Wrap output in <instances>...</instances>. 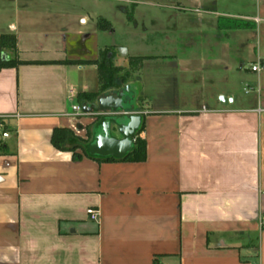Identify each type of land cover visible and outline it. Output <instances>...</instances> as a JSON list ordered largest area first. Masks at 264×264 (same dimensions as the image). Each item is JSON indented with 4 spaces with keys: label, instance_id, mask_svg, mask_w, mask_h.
Wrapping results in <instances>:
<instances>
[{
    "label": "crops",
    "instance_id": "obj_1",
    "mask_svg": "<svg viewBox=\"0 0 264 264\" xmlns=\"http://www.w3.org/2000/svg\"><path fill=\"white\" fill-rule=\"evenodd\" d=\"M95 1L0 0V36L16 38V52L3 54L22 62L0 69V134H8L0 136V264H264V73L246 64L243 95L226 100L213 81L222 42L213 58L194 41H162L137 55L108 42L109 18L83 5ZM132 2L131 10L142 4L170 20L159 36L222 34L231 30L222 22L249 20L250 30H233L253 32L251 60L264 61V0ZM105 47L114 48L123 73L131 74L130 58H143L137 75L124 89L79 100L98 92L96 67L67 61H95ZM183 49L191 53L172 52ZM130 84L137 102L126 95L117 114L143 119L144 162L91 159L52 145L54 129L92 144L112 113L100 106ZM75 104L82 114H73ZM88 208L98 212L96 222Z\"/></svg>",
    "mask_w": 264,
    "mask_h": 264
},
{
    "label": "rangeland",
    "instance_id": "obj_2",
    "mask_svg": "<svg viewBox=\"0 0 264 264\" xmlns=\"http://www.w3.org/2000/svg\"><path fill=\"white\" fill-rule=\"evenodd\" d=\"M114 1H123V2H113V1H95V2H88L87 4L84 3V7L89 12L94 13L95 15H102L109 18L113 25V32L108 36V42H112L115 45H121L130 47L134 50V52L138 54H144L149 52V48L152 47L154 50L155 44H161L162 41L164 42H197V43H204L207 45V50L198 51L199 53H205L210 57L218 56L217 53L219 52L218 42L221 43V50H222V66L221 68H217L216 71L213 69L214 82H216L217 88L221 89L224 95L227 94H234L235 96L243 95V89H246V81L251 79L250 76L246 75L245 65L251 64L255 61L251 60V52H253V40H254V33L251 31H238L233 30V26L239 27L238 29H247L250 30L251 23L249 20L246 19H231L230 22H222L221 25L229 28L231 30H223L222 34L216 33H205V34H198L195 33L194 35L189 34H180V35H170V34H163L159 36V32L161 30L165 31V28L171 25V22L168 18H165L162 13L156 10V8H151L147 6H143L142 4L137 5L134 7V10L126 4L128 2L130 6L133 5V0H114ZM39 3V2H37ZM157 6H166L168 8H174V10L182 11L186 13L185 9L178 8V5L174 4H158ZM178 8V9H177ZM73 9L76 11L78 10V5H74ZM208 25V24H207ZM168 37V39H166ZM102 39H106V36H103ZM155 51V50H154ZM175 53H191V50L183 49L172 51ZM197 52V51H196ZM141 63V62H140ZM134 63V67L131 69L129 68L131 74L129 78L123 81L125 78L123 71L117 73L116 75V83L119 85V89H124V86H127V83L134 80L136 77L139 64ZM159 68V67H158ZM151 71V70H150ZM153 73V72H151ZM154 76V74H152ZM151 76V75H150ZM154 80V79H153ZM152 78H150L151 84H153ZM199 79H197L198 82ZM181 76L177 73L173 74V84L178 85L180 84ZM214 88H216L214 86ZM116 90H109L104 94L113 93ZM170 93L173 91L170 90ZM103 94V95H104ZM102 95V96H103ZM127 96L132 97V103L137 102L138 92L135 90L134 84H130V90L126 93ZM180 101H194L196 103L199 101V98H192V97H179ZM223 99V100H224ZM140 100V99H138ZM147 102L149 100H153L152 97H147ZM140 104V103H139Z\"/></svg>",
    "mask_w": 264,
    "mask_h": 264
},
{
    "label": "trees",
    "instance_id": "obj_3",
    "mask_svg": "<svg viewBox=\"0 0 264 264\" xmlns=\"http://www.w3.org/2000/svg\"><path fill=\"white\" fill-rule=\"evenodd\" d=\"M223 21V20H222ZM229 22V21H228ZM105 24L103 21H98V28L100 30H107V27H104ZM221 26V24H220ZM223 27V25H222ZM230 28V27H229ZM239 28L237 26H233L232 29ZM16 38L14 35H1L0 36V51L3 54L4 50L7 49L12 53L16 52ZM116 56V52L113 47H105L99 51L98 58L95 61L89 62H79V61H67V64H90L96 67L97 71V81H98V92L94 94H80L78 95L79 100H88L94 101L100 98L105 92L109 90H118L119 85L115 82L117 73L123 71L122 68L116 67L114 65V59ZM143 58H130L129 66L132 69L134 67V63H140ZM22 62L14 59H2L0 57V69L6 67H17L21 65ZM130 71V70H129ZM124 80L129 78L130 73L124 72ZM144 130V121L141 119L140 126L136 133L133 136V144L130 151L122 158H114L107 157L101 158L103 161H120V162H133V163H142L146 160V142L145 140L138 137L139 133ZM52 145L61 151H70L75 153L76 150H80L83 155L89 157L91 159H96V157L91 156L88 151V140H84L81 137L77 136L73 131L69 129H54L51 136ZM80 158V157H78ZM77 158V159H78Z\"/></svg>",
    "mask_w": 264,
    "mask_h": 264
},
{
    "label": "water",
    "instance_id": "obj_4",
    "mask_svg": "<svg viewBox=\"0 0 264 264\" xmlns=\"http://www.w3.org/2000/svg\"><path fill=\"white\" fill-rule=\"evenodd\" d=\"M119 53L124 54V49H119ZM2 59H5L4 54ZM125 97V93L118 92L115 99L108 97L105 100L106 105L100 106L101 110H110L114 115L105 117L104 122L100 125V132L94 137L93 143L87 147V151L91 156L119 159L130 151L133 144L132 138L140 126V117L117 114L125 109L122 105ZM111 125L115 127L121 139L111 136Z\"/></svg>",
    "mask_w": 264,
    "mask_h": 264
},
{
    "label": "built area",
    "instance_id": "obj_5",
    "mask_svg": "<svg viewBox=\"0 0 264 264\" xmlns=\"http://www.w3.org/2000/svg\"><path fill=\"white\" fill-rule=\"evenodd\" d=\"M126 1H128V0H126ZM195 12H198V11H195ZM249 71L251 73H255V74L264 73V61L258 60L256 62L250 64ZM71 110H72L73 114H75V115L82 114V109L77 104L73 105L71 107ZM111 115H114V113H111ZM111 115H105V116H111ZM0 136L2 138H6L8 136V134L6 132H3V133L0 134ZM86 215L88 216V218L90 219V221L96 222L97 219H98V212L95 209L88 208L86 210ZM260 227L261 228H264V217H261L260 218ZM153 264H166V263L162 262L158 258H154Z\"/></svg>",
    "mask_w": 264,
    "mask_h": 264
}]
</instances>
